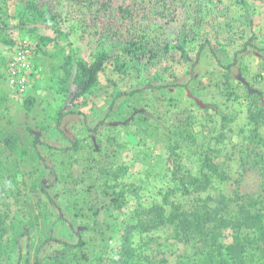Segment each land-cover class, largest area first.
I'll use <instances>...</instances> for the list:
<instances>
[{
    "label": "rangeland",
    "instance_id": "374dc122",
    "mask_svg": "<svg viewBox=\"0 0 264 264\" xmlns=\"http://www.w3.org/2000/svg\"><path fill=\"white\" fill-rule=\"evenodd\" d=\"M104 1L39 0L58 15V40L49 24L24 19L27 0H8L0 13V264H119L129 260L127 227L130 264H203L200 242L180 240L172 226L131 229L138 213L166 194L186 209L233 198L231 216L239 194L264 202V0H212L190 20L161 17L171 5L157 0H110L107 10ZM194 20L201 55L198 43L187 59L154 58L148 48L141 62L121 55L132 37L164 47ZM44 36L53 41L44 45ZM25 41L37 48L20 89L7 65ZM101 49L126 69L107 64L93 91L76 98L65 57L90 61ZM205 156L224 181L184 194L174 172L199 175ZM79 239V248L63 244Z\"/></svg>",
    "mask_w": 264,
    "mask_h": 264
},
{
    "label": "trees",
    "instance_id": "16d2710c",
    "mask_svg": "<svg viewBox=\"0 0 264 264\" xmlns=\"http://www.w3.org/2000/svg\"><path fill=\"white\" fill-rule=\"evenodd\" d=\"M7 1L0 0V13L4 11ZM173 1L179 3L180 7L175 8L174 6L177 5H173ZM157 3H163L164 6L171 5L170 9H165L161 12V17L165 12H169L174 16L173 18H177L176 15L179 14L180 16H186V19L188 17V20H190L189 18L192 16L191 11L200 13L206 5L210 6L213 1L157 0ZM109 4L110 0L104 1L102 9L107 10ZM24 19H30L34 23L49 24L56 34L55 39L57 40L58 35L62 36L58 15L51 13L47 3H45L44 7H41L39 0H27ZM195 20L193 23H185L178 32L175 31L174 34H169L168 36H173L174 39H164V47H161V43H157L149 48L148 41H144L142 38H138L140 41H135L132 40V37L124 43L121 55L130 61L141 62L140 56L146 55L148 48V50L151 49L149 53L154 58L156 56L167 57L169 54L174 53L181 59H187L190 58V53L192 48L196 47V43L199 46L198 55H201L205 49L206 41L199 31L201 27H198ZM200 39H202V42H200ZM43 41L44 45H47L53 41V38L44 36ZM31 48L33 53L34 51L36 52L37 47L35 49ZM253 48L256 49L257 47L254 46ZM107 64H113L116 70L119 71H124L127 67L126 62L122 60L121 56H113L106 49H101L90 61L83 58L73 59L65 57L64 72L69 78L73 76L76 98L85 97L93 91L99 84L100 74ZM226 68L230 71L231 65ZM64 115L65 113L63 112L58 115V127H60ZM5 142L6 146L10 149H14L17 146V142L12 136L7 137ZM219 166L213 163L210 157L205 156L199 175L190 173L180 175L177 171L174 172V177L178 178V185L180 184L178 188L180 187V191L186 195L207 191L215 179L222 181L225 178L224 174H219ZM170 196L171 194H166L162 204H154L142 209L138 213V223L131 227V229L141 233H148L159 227L172 226L181 237L180 240L186 242L196 240L200 242L205 252L203 264H264L263 201H259L253 197L240 196L239 194L235 197L239 201L234 205L236 209L233 211V216H231L228 213L234 200L224 195L215 198L206 197L204 199H197L199 203L190 209L170 202ZM48 198L53 203V200L50 197ZM2 226L3 223L0 221V227L2 228ZM227 229L230 231L229 234L226 233ZM131 234L130 228L127 227L123 233V241L125 254L129 255V260H120L119 264H130V260L136 257L132 256L133 250L131 256L127 252L131 248ZM227 238H231L232 242L226 243L225 240ZM63 244L67 248H79L84 242L82 239H79L76 245ZM34 264H41V262L36 259Z\"/></svg>",
    "mask_w": 264,
    "mask_h": 264
},
{
    "label": "built area",
    "instance_id": "2783aa9c",
    "mask_svg": "<svg viewBox=\"0 0 264 264\" xmlns=\"http://www.w3.org/2000/svg\"><path fill=\"white\" fill-rule=\"evenodd\" d=\"M33 55L31 45L26 41L16 50L14 57L7 65L8 78L13 86L24 89L27 79L26 71L29 68Z\"/></svg>",
    "mask_w": 264,
    "mask_h": 264
}]
</instances>
